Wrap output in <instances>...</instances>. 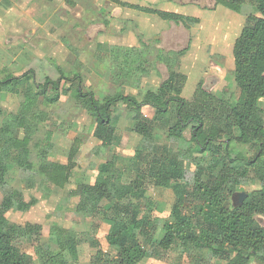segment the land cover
<instances>
[{
  "label": "trees",
  "instance_id": "obj_1",
  "mask_svg": "<svg viewBox=\"0 0 264 264\" xmlns=\"http://www.w3.org/2000/svg\"><path fill=\"white\" fill-rule=\"evenodd\" d=\"M111 1L126 7L133 17H140L139 13L156 14L186 28H190V22L197 21L188 15L131 0ZM216 3L236 12L244 5H251L258 13L246 18L232 44L233 80L239 89L237 99L207 100L209 94L203 90L200 80L195 91L203 95L192 106L182 96L187 73L172 69L171 57L164 53H158L156 60L167 66L166 78L156 90H147L140 99L120 91L99 98L85 87L79 72L69 74L60 67H57L58 78L46 77L43 82L33 80L32 69L19 75L7 72L0 79V95L8 92L21 96L18 110L0 119V190L5 191L0 202V264H79L78 245L84 240L74 230L53 225L49 230L51 247L41 242V223H13L6 217L11 209L27 211L38 202L33 195L25 200L19 188L5 190L11 166L25 173L29 187L46 195L53 188L68 187L69 195L78 198L77 213L94 219L106 216V209L101 206L104 200L142 197L148 178L157 186L174 187L178 196L171 206L169 219L162 224L148 210L139 218L134 214L129 224L110 225L105 240L116 250L114 255L100 248L95 235L87 237L96 248L89 264H139L171 248H179L189 264H207L196 259L193 254L196 249H206L209 258L226 260L229 264H249L254 256L264 261V110L260 105L264 99V0H216ZM188 50L179 53L186 55ZM120 51L122 58L118 61L116 52ZM129 51L132 50L122 46L110 47L111 59L118 61L115 77L134 76L138 74L136 70L143 69L140 65L136 69L130 65L133 61L129 59ZM75 63L81 65L77 60ZM62 94L72 98L76 108L85 110L94 119L93 136L100 148L112 144L123 112L133 120L132 129L139 136L135 155L139 160L145 156L146 159L136 167L129 183H123L116 153L91 184L72 183L74 152L65 164L49 159L54 147L53 131L45 128L50 115L42 105L56 103ZM144 105L154 110L150 120L142 115ZM2 114L0 109V117ZM157 121L169 124L167 135L173 140L182 139L190 129V141L202 156L192 157L190 150L177 154L170 149L156 152L153 134ZM240 144L255 146L254 156L247 158L242 152H235L234 146ZM186 159L197 166L191 183L184 177ZM250 178L258 180L259 186L241 203L229 206L227 202L234 189ZM188 201L190 204H186ZM194 202L196 210L192 207ZM25 239L35 244L36 262L20 248Z\"/></svg>",
  "mask_w": 264,
  "mask_h": 264
},
{
  "label": "rangeland",
  "instance_id": "obj_2",
  "mask_svg": "<svg viewBox=\"0 0 264 264\" xmlns=\"http://www.w3.org/2000/svg\"><path fill=\"white\" fill-rule=\"evenodd\" d=\"M130 2L161 7L191 16L197 21L190 22V28H186L181 23L166 21L156 14L139 13L140 17H133L126 11V7L111 0H0V79L7 72L19 75L32 69L33 80L43 82L46 77L58 78L57 67H60L69 74L79 72L85 87L99 98L120 91L140 99L147 90H156L166 78L167 66L156 60L158 53H164L171 57L172 69L187 73L182 96L192 106L195 107L194 104H198L203 95L195 91L200 80L203 90L209 94L207 100L238 98L239 89L233 80L231 49L246 18L258 14L251 5H244L240 12H236L217 4L216 0ZM111 46L130 48L132 51H129V59L133 61L130 65H134L135 69L136 65H140L143 69L136 70L138 74L134 76L115 77L114 73L118 70L116 63L121 60L122 51L116 52V57L119 56L116 62L111 59ZM186 48H189L186 55L179 53ZM76 60L81 65L76 64ZM20 101V95L2 92L0 109L3 114L0 119L9 112H16ZM260 105L264 110V99ZM42 106L50 115V120L44 123L45 128L53 131L54 147L49 159L65 164L71 152L75 154L70 174L72 183H93L113 153L118 156L117 167L123 172V183H129L136 167L146 159L145 156L139 160L135 155L139 136L132 129L133 120L125 112L120 118L112 144L100 148L99 141L93 136L94 119L85 110L76 108L72 98L62 94L56 103ZM153 114V108L147 105L142 107L145 119L150 120ZM168 126L164 121L154 124L156 152L170 149L171 153L177 154L190 150L192 157L202 156L198 147L190 141V129L184 132L182 139L173 140L168 138ZM234 150L252 158L257 148L250 144H240L235 145ZM183 167L186 170L184 177L191 183L197 166L186 159ZM24 176V172L11 166L6 176L5 190L10 187L19 188L25 200L33 195L38 198V202L27 211L11 209L6 212V217L13 223H41V242L51 247V226L74 230L84 239L78 245L79 264H89L91 256L96 252L87 237L95 235L100 248L114 255L116 250L105 240L110 225L129 224L134 214L139 218L148 210L162 224L169 219L171 206L178 196L173 186L160 187L155 185L152 178H148L142 197L133 195L112 202L104 200L101 206L106 209V216L94 219L77 213L78 198L69 195L68 187L53 188L46 195L35 187H29ZM203 178H207L206 173ZM258 183L255 178H250L246 184L237 185L227 204L238 205V194L245 193L248 196L250 191L259 186ZM4 192L0 190V202ZM186 204H190L189 201ZM192 207L196 210L197 203L194 202ZM20 248L37 261L35 244L31 240H22ZM193 254L199 262L229 264L226 260L209 258L206 249H196ZM150 262L189 264L187 256L181 254L179 248H171L139 264ZM249 264H264V261L254 256Z\"/></svg>",
  "mask_w": 264,
  "mask_h": 264
},
{
  "label": "water",
  "instance_id": "obj_3",
  "mask_svg": "<svg viewBox=\"0 0 264 264\" xmlns=\"http://www.w3.org/2000/svg\"><path fill=\"white\" fill-rule=\"evenodd\" d=\"M246 196H247V194H245V193L238 194V202L241 203Z\"/></svg>",
  "mask_w": 264,
  "mask_h": 264
},
{
  "label": "crops",
  "instance_id": "obj_4",
  "mask_svg": "<svg viewBox=\"0 0 264 264\" xmlns=\"http://www.w3.org/2000/svg\"><path fill=\"white\" fill-rule=\"evenodd\" d=\"M127 11V10H126ZM128 12V11H127ZM129 13V12H128ZM130 14V13H129ZM132 15V14H131Z\"/></svg>",
  "mask_w": 264,
  "mask_h": 264
}]
</instances>
